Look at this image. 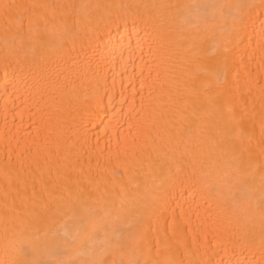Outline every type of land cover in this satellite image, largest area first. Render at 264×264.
I'll use <instances>...</instances> for the list:
<instances>
[{"label":"bare ground","instance_id":"obj_1","mask_svg":"<svg viewBox=\"0 0 264 264\" xmlns=\"http://www.w3.org/2000/svg\"><path fill=\"white\" fill-rule=\"evenodd\" d=\"M0 264H264V0H0Z\"/></svg>","mask_w":264,"mask_h":264}]
</instances>
